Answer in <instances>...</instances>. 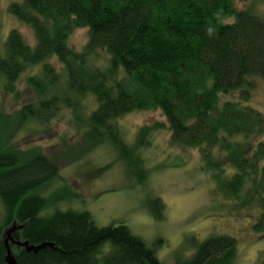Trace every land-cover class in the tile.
<instances>
[{
  "label": "trees",
  "instance_id": "16d2710c",
  "mask_svg": "<svg viewBox=\"0 0 264 264\" xmlns=\"http://www.w3.org/2000/svg\"><path fill=\"white\" fill-rule=\"evenodd\" d=\"M8 10L31 28L35 43L29 45L16 29L8 32L0 51L3 87L17 94L22 71L41 64L27 78L36 99L15 112V124L47 120L58 106L71 107L93 144H111L128 174L143 172L138 181L144 183L137 151L148 141L149 128L141 127L128 143L117 119L158 109L170 143L197 149L219 190L239 198L251 182L247 197L259 207L252 228L264 233V117L241 103L249 99L250 77L264 80V14L237 9L232 0H19ZM80 27L87 28L88 40L77 51L68 37ZM100 51L105 58L97 63ZM53 56L61 72L45 63ZM232 91L239 100L220 103L219 95ZM87 95L96 107L82 117L78 111ZM226 165L235 171L228 177ZM57 171L40 152L0 145V264H6L4 229L12 224L21 226L20 241L45 243L35 251L12 245L15 264H164L124 224L99 226L87 210L42 217L46 199L37 190ZM146 205L161 218L160 198L150 197ZM236 255V239L218 234L175 264H235Z\"/></svg>",
  "mask_w": 264,
  "mask_h": 264
},
{
  "label": "rangeland",
  "instance_id": "374dc122",
  "mask_svg": "<svg viewBox=\"0 0 264 264\" xmlns=\"http://www.w3.org/2000/svg\"><path fill=\"white\" fill-rule=\"evenodd\" d=\"M15 1L19 0H0L1 53L11 29H16L29 45L35 43L31 28L8 10ZM232 1L237 9H249L258 16L264 14V0ZM87 40V28H75L68 37V45L79 51ZM104 58L105 53L100 51L96 62ZM45 63L62 71L54 56ZM40 69L38 64L22 71L15 82L17 94L5 90L4 78L0 76V145L40 152L57 165L56 177L37 190L46 199L40 212L42 217L55 211L87 210L99 226L124 224L152 247L164 264L189 259L199 244L212 235H231L237 243L235 264H264V233L252 228L259 207L247 197L248 191H252L251 182L245 184L239 198L219 190L203 167L197 149L170 143L167 121L160 110H134L117 119L128 143L136 140L141 127L149 128L148 141L137 151L145 169L144 183L138 181L143 172L128 174L111 144H93L87 127L76 120L71 107L58 106L47 120L27 118L15 124V112L36 99L27 78ZM250 81L249 99L241 103L259 110L264 117V80L256 76L250 77ZM238 97V91H232L220 94L219 101L239 100ZM80 105L78 112L86 117L96 107V101L87 95ZM225 167L227 177L235 172L230 165ZM150 197L160 198V219H155L146 205ZM2 215L0 204V221ZM11 235L20 240L17 230ZM12 245L15 244L9 242L14 254L16 248Z\"/></svg>",
  "mask_w": 264,
  "mask_h": 264
},
{
  "label": "water",
  "instance_id": "95a60500",
  "mask_svg": "<svg viewBox=\"0 0 264 264\" xmlns=\"http://www.w3.org/2000/svg\"><path fill=\"white\" fill-rule=\"evenodd\" d=\"M21 226L20 225H15L12 224L11 226H9L5 232L6 236L3 240L5 248H6V257H5V262L6 264H15V258L13 256V254L11 253L10 247H9V242L13 243L15 245L18 246H24L25 249L27 251L30 250H37L39 247H42L43 245H45V243H41L39 245H32L29 244L28 241L24 240V241H20V240H14L12 237V232L16 231L17 229H19Z\"/></svg>",
  "mask_w": 264,
  "mask_h": 264
}]
</instances>
